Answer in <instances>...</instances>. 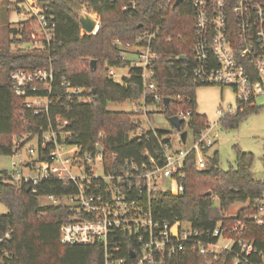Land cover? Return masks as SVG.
<instances>
[{"label":"trees","instance_id":"trees-1","mask_svg":"<svg viewBox=\"0 0 264 264\" xmlns=\"http://www.w3.org/2000/svg\"><path fill=\"white\" fill-rule=\"evenodd\" d=\"M44 13L56 22L54 36L48 48H32L30 31L13 28L15 40L26 42V48L16 51L0 49V154H14L15 137L26 133L41 134L55 117L61 115L69 120L65 131L68 143L81 147V153L95 155L100 145L106 173L125 168L126 160L149 163L143 154L149 149L159 164L164 163L159 139L167 141L166 131L142 128L135 111H113L109 102L138 101L144 90L142 68L122 59L113 47L114 38L123 42H137L144 31L158 29L152 47L160 57L155 63L153 80L157 92L170 97L169 105L159 103V111L171 117L179 110H191L189 128L194 137L209 125L206 114L197 110L196 90L200 84L193 75L191 57L194 37L193 0H182L173 7L175 0H139L138 9H126L128 0H36ZM236 0H228L230 5ZM261 1V0H259ZM264 1V0H262ZM83 9L97 13L100 25L90 34L81 32L80 15ZM27 21V20H25ZM21 35L22 38H18ZM17 37V38H16ZM139 43L145 44L143 39ZM96 65L91 67V60ZM130 65L129 75L122 83L109 75V67ZM53 66L56 72L55 95L48 113L36 114L26 107V97L17 95L10 83V72L16 68L36 69ZM65 76L72 85L84 88L80 95L64 93L60 86ZM45 95L43 89L36 91ZM89 97L87 101L81 98ZM153 99L147 97L146 103ZM236 114H227L219 119L226 126H236L243 115L257 110L256 104L247 103ZM153 112H149L152 116ZM102 133V134H101ZM22 145V144H21ZM15 148V149H14ZM211 147L204 148L207 153ZM254 155L237 150L236 165L228 170L220 167L218 151L209 155L204 169L196 167V152L184 161L177 174L182 191L174 194L159 191L153 200V211L160 220L188 221L202 230L213 229L218 222H232L236 217L251 215L256 211V198L264 192V180L251 174ZM182 174V175H181ZM8 172L0 178V201L7 212H0V236L11 230V236L2 244L6 249L7 264H103V251L99 244L66 245L60 241V225L66 212L63 205L42 206L39 198L44 195L72 193L76 188L56 177L44 178L37 183L12 182ZM97 182H103L98 179ZM211 191V194H207ZM217 199V204L215 200ZM244 203L236 215H225L234 203ZM243 236L252 240L259 251L264 252V224L257 225L246 219ZM207 236H203L206 238ZM126 245V244H125ZM238 245L232 252L222 251L217 257L204 255L190 247L167 261L166 264H260L257 255L247 259L239 257Z\"/></svg>","mask_w":264,"mask_h":264},{"label":"built area","instance_id":"built-area-1","mask_svg":"<svg viewBox=\"0 0 264 264\" xmlns=\"http://www.w3.org/2000/svg\"><path fill=\"white\" fill-rule=\"evenodd\" d=\"M31 2V18L37 20L41 32L40 38L32 34L31 46L36 49L48 48L54 36L56 22L44 13L36 0ZM192 2V54L191 57L180 55L179 58L192 60L193 75L200 85H229L234 89L238 98L237 105L233 107L229 104L226 108H218L217 113L221 117L238 113L247 103L256 104V98L264 95V1L236 0L233 5L228 0ZM138 5L139 0H128L126 9L134 11L138 9ZM157 32L158 29L153 32L144 31L137 37L138 43L123 42L120 38L113 40V47L122 59L130 60L132 65L142 68L144 90L140 100L132 101L134 111L141 115L149 113V105L164 104V97L156 91L153 80L155 63L160 57L152 47V40ZM143 39L146 43H139ZM115 68H108L109 75L113 78L116 75ZM55 81L53 66L32 70L16 68L10 72V83L17 95L25 96L28 91L35 92L25 96V105L33 108L36 114L49 112L55 95ZM60 86L64 93L70 95H80L84 91L83 87L72 85L65 76L61 78ZM41 89L47 93L37 94L36 91ZM147 97L153 99L151 104L146 103ZM81 99L87 101L89 97ZM191 112L179 110L176 114L183 119L181 131L186 129L188 134L191 131ZM55 122V125L51 122L41 134L26 133L15 139L16 153L34 136L39 138V147L36 166L25 162L26 167L31 168V173L23 174L13 169L10 180L35 184L44 178L56 177L71 181L68 183L76 188L74 192L44 195L41 197L46 198L48 203L40 202L42 206L66 207L60 225V241L63 244H99L103 251V264H166L173 256L189 247L201 254L217 257L222 251L232 252L234 246L238 245L239 257L248 260L250 255H257L261 260L260 264H264V252L259 251L252 240L243 236L247 218L257 225L264 224V192L256 198V211L251 215L236 217L226 224L220 221L215 228L209 230L196 228L188 221L160 220L154 215L153 200L159 191L174 194L182 191L177 174L191 152H196V167L206 168L209 154L204 148L211 147L216 141L213 130L217 121L209 122L198 137L193 136V144L188 148L183 147L188 135L186 142H183L181 131L175 128L176 141H173L170 134L166 136L167 141L159 139L164 156L163 164L157 163L149 149L145 148L143 154L148 156L149 163L138 164L133 159L126 160L124 169L109 174L104 169L100 145L95 155L82 154L79 145L66 141V136L72 133L64 130L69 120L57 115ZM148 129L154 132L156 130L153 126ZM145 130L147 129L142 126L137 135L143 136ZM28 152L31 156L36 154L32 147L28 148ZM97 162L102 165L103 175L95 172ZM18 165L17 161L13 162V168ZM73 168L79 172H73ZM98 179L103 182H97ZM186 222L189 226L185 225ZM10 236L11 230L0 236V264H7L5 256L8 253L2 244ZM221 238L226 241L224 244L220 243ZM131 252L135 253L134 257H131ZM238 262L239 258L236 264Z\"/></svg>","mask_w":264,"mask_h":264},{"label":"rangeland","instance_id":"rangeland-1","mask_svg":"<svg viewBox=\"0 0 264 264\" xmlns=\"http://www.w3.org/2000/svg\"><path fill=\"white\" fill-rule=\"evenodd\" d=\"M31 3V0H0V49L8 48L11 51H16L18 48H26L28 46L26 42L18 41L20 39L15 40L13 28H18L20 32L22 28L30 31L31 42L33 40L32 34H35L36 38L41 37L37 20L31 18ZM37 4L41 7L38 2ZM86 13L97 19L98 27L101 18L99 16L96 17V13L91 10L83 9L81 11V14ZM18 38H22V36L19 35ZM129 70L130 65L116 67L114 69L116 73L114 77L115 81L122 83L124 77L129 75ZM196 100L197 110L200 113L206 114L210 123L218 122L213 130V134H216V141L209 149L208 154L212 155L215 151H218L220 167L228 170L236 165L238 149L251 152L254 155L250 170L251 174L256 179L264 180V95L256 98L255 103L258 109L249 111L243 115L238 125L233 127L226 126L220 122L219 118L221 115L217 113L218 108H226L229 104L233 107L237 105V94L231 86L200 85L196 90ZM157 107L156 105L148 106L147 111L153 112L152 116L149 113L147 115L142 113V115L138 116L141 125L145 129L151 126L160 128L172 135L173 141H176V132L169 118L165 113L160 112ZM107 108L113 111H134L135 106L130 100L124 102L111 101L108 103ZM192 144L193 134L189 131L187 143L183 147L188 148ZM29 147L35 149L36 154L34 156L29 154ZM38 147L39 138L38 136H34L20 148V154L16 152L11 155L0 154V178L3 177L5 171L8 174L13 173V169L23 174H30L31 168L26 167L25 162H30L33 166H36L35 159L37 158ZM14 161L19 163L15 168H13ZM73 172L78 173L79 170L73 168ZM95 172L97 175H103V168L100 162H97ZM39 200L41 203H48V200L44 197H40ZM215 202L217 204V199ZM243 206H245L244 203H234L228 208L225 215H236ZM7 210V206L0 201V212L6 213ZM185 225L189 226L188 222ZM225 242L223 238L220 239L221 244Z\"/></svg>","mask_w":264,"mask_h":264},{"label":"water","instance_id":"water-1","mask_svg":"<svg viewBox=\"0 0 264 264\" xmlns=\"http://www.w3.org/2000/svg\"><path fill=\"white\" fill-rule=\"evenodd\" d=\"M180 1H182V0H175L173 7L177 6ZM79 18H80L81 29H82L81 32L83 35L90 34L96 29L97 21L90 14H87V13L81 14ZM96 61H97L96 59L91 60V67L92 68L95 67ZM169 102H170V97H168V96L164 97V104L166 106L169 105ZM169 120H170L172 126L176 130L181 131L182 123H183L182 118H180L177 115H173V116L169 117ZM187 135H188V131L186 129H184L180 132V136H181L183 142H186ZM207 194H211V191H208ZM134 255H135V253L131 252V257H134Z\"/></svg>","mask_w":264,"mask_h":264}]
</instances>
